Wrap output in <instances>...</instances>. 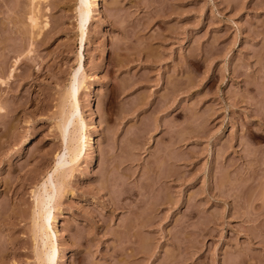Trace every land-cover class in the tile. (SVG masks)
<instances>
[{
    "label": "rangeland",
    "instance_id": "rangeland-1",
    "mask_svg": "<svg viewBox=\"0 0 264 264\" xmlns=\"http://www.w3.org/2000/svg\"><path fill=\"white\" fill-rule=\"evenodd\" d=\"M74 1L34 34L0 0V264H40L48 176L49 264H264V0H95L81 34ZM69 85L91 149L56 166Z\"/></svg>",
    "mask_w": 264,
    "mask_h": 264
},
{
    "label": "bare ground",
    "instance_id": "bare-ground-1",
    "mask_svg": "<svg viewBox=\"0 0 264 264\" xmlns=\"http://www.w3.org/2000/svg\"><path fill=\"white\" fill-rule=\"evenodd\" d=\"M40 3V1L43 0H29V4H30V9L28 11V14L26 15L27 17L25 18L28 22L27 25H29L30 29H33L31 32L37 33L38 30H40L41 27L45 26V20H40L39 17H37V10H36V5L37 3ZM90 9L92 10L93 13H96V1L95 0H75L74 1V14L76 16V27H77V31L78 34H81V28L83 27V25L87 22V17H88V13ZM39 15V14H38ZM39 18V19H38ZM42 19V18H41ZM40 20V21H38ZM31 34V33H29ZM33 37V36H32ZM31 38V37H30ZM27 53L28 50H26ZM78 63V61H76ZM14 63V61H13ZM12 64V63H11ZM79 64V63H78ZM15 65V63H14ZM13 67V65H12ZM8 68V72L7 75L9 76V72L11 70V68ZM73 80V77H72ZM71 80V81H72ZM1 82V81H0ZM70 87L72 85H69ZM65 99L66 100V105L64 106L65 103H63L62 101V107L60 110V121L58 123V127L60 129V132H63L66 128V126H70L71 127V138L68 140V143L66 145H64V156L61 157L62 159L60 160L61 162L57 165H60L61 163H63L64 161H74L75 157L78 156V152L80 151V146H81V142L84 143L88 149L89 148V135L84 136L82 134V129H83V122L80 118V116L78 114H75L73 116V112L75 111V107H76V98H75V89L73 87H71L69 89V91H67V93H65ZM57 124V123H56ZM78 137V138H77ZM83 145V144H82ZM90 151V150H89ZM89 151H88V156H89ZM92 152V151H91ZM56 162V161H55ZM62 165V164H61ZM56 169V168H55ZM53 170L51 174L54 175V177L57 178V184L60 186L61 185V180H60V174L57 170ZM51 176V175H50ZM49 176L46 178L45 181H43L41 183V185L39 184V190L40 192L37 193L34 196V212L35 215L34 216V222H32L31 224H33L31 226V228L33 229V236L34 238H36L35 240H37L38 242V250H36V260L38 261V263L40 262V264H49V262L51 261L52 258V254H53V247L51 246V244L49 243V236L46 234L43 223H45L47 217H48V208H47V202L50 198V195L48 194V188L50 187L49 184V180H48ZM51 193V192H50ZM49 203V202H48ZM36 217V220H35ZM50 235V234H49ZM53 236V233H52ZM34 242V241H33Z\"/></svg>",
    "mask_w": 264,
    "mask_h": 264
}]
</instances>
